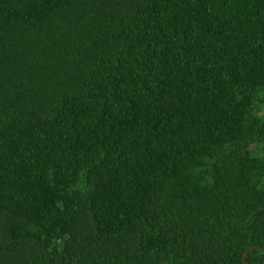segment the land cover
Segmentation results:
<instances>
[{
	"label": "trees",
	"instance_id": "obj_1",
	"mask_svg": "<svg viewBox=\"0 0 264 264\" xmlns=\"http://www.w3.org/2000/svg\"><path fill=\"white\" fill-rule=\"evenodd\" d=\"M264 264V0H0V264Z\"/></svg>",
	"mask_w": 264,
	"mask_h": 264
},
{
	"label": "water",
	"instance_id": "obj_2",
	"mask_svg": "<svg viewBox=\"0 0 264 264\" xmlns=\"http://www.w3.org/2000/svg\"><path fill=\"white\" fill-rule=\"evenodd\" d=\"M254 249H256V247H254V246H251V247L246 248V250L244 251V253L241 256V263L242 264H247L246 261H245V259H244V256H245V254H247L248 252H250V251H252ZM261 252L264 253V250H261Z\"/></svg>",
	"mask_w": 264,
	"mask_h": 264
}]
</instances>
